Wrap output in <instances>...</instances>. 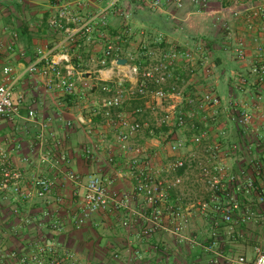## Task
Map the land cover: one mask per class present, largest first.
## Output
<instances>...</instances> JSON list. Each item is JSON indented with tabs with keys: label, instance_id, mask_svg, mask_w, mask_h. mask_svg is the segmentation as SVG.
<instances>
[{
	"label": "built area",
	"instance_id": "obj_1",
	"mask_svg": "<svg viewBox=\"0 0 264 264\" xmlns=\"http://www.w3.org/2000/svg\"><path fill=\"white\" fill-rule=\"evenodd\" d=\"M73 1L58 0L57 14L49 20L52 29L65 35L64 48L75 44L80 38L89 37L99 28L106 29L111 13L116 12L122 19L123 33L114 40L106 36L108 43L99 64L103 68L120 67L118 61L122 50L121 43L124 36L133 34L130 0H109L104 9L85 17L73 11ZM194 2L204 8L208 5V0ZM234 4V18L244 20V25L255 42L252 50H249L244 41L236 48V57L242 65V71L221 74L208 45L200 42L184 50L170 49L161 55L156 64L145 69L137 64L133 65V57L129 55L127 73L119 72L116 80L104 76L99 80L103 83L101 90L104 95L96 101L97 107L103 111L107 125L116 131V145L119 150L131 157L129 171L136 181L135 193L144 199L152 211L151 216L144 218V238L164 231L165 220L169 218L173 224V234L181 242L185 241L183 233L188 228L192 215L186 212L187 209L173 204L171 197L181 189L185 176L190 172L198 175L208 195L206 201L198 203L197 206L191 203L190 208L203 215H208L210 211L218 214L231 237L243 238L237 228L252 224L263 212L264 0H234ZM170 5L171 2L153 0L149 3V9L159 11ZM174 5L181 9L184 1L175 0ZM256 27L259 28V34L255 33ZM13 37L16 39L17 34H13ZM165 42V35L159 33L155 43L162 45ZM14 49L15 43L12 42L0 46V124L5 122L17 127L18 123H22L21 132L31 140L30 156L23 154L24 147L21 143L12 146L9 139L0 142V198L10 201L16 208L15 215L19 216L23 210V214L19 216L20 221L7 232L11 236L29 230L33 225V215L29 209L38 204L44 206L43 219L50 221L52 230L58 232L62 229L61 224L54 219V213L49 206L54 199L58 203L64 200L56 197L59 186L57 176L62 171L60 165H65L68 158L65 153H60L62 142L51 147L49 138H52V119L40 116L34 107H26L24 95L15 94L17 78L13 76V67L4 65V52ZM20 56L25 57L26 53L20 51ZM42 63H45L44 67H40ZM182 63H185L190 78H201L207 83V88L198 92L187 103L183 95L187 80L179 73ZM27 73L40 74L45 80L48 92H60L67 96H75L78 93V83L85 79L84 73L73 63L68 53L48 59L46 51L43 50L38 52V59L28 67ZM221 81L228 87V98L219 93ZM167 87L170 89L166 90ZM86 89L92 92L94 87L89 85ZM238 93L245 98L237 99ZM85 94L83 92V97H86ZM138 100L146 101V109L138 108L130 116L122 112L126 102ZM166 100L171 103H161ZM151 101L158 103H150ZM160 109L162 114L157 111ZM146 111L156 117L155 129H178L193 133L191 139H179L167 144L175 160L161 168L150 163L140 165L139 159L145 149L140 145H132V140L144 129L136 116H142ZM60 121H63L62 118ZM100 150L99 146L94 145L87 153L94 156ZM16 156L20 157V163ZM241 161L243 163L239 164ZM109 162L115 163L114 155L110 154ZM48 167L56 173L55 176L44 174ZM64 176L77 188L74 197H78L80 210L76 221L78 227L84 226L95 214L130 209L131 196L112 191L110 187L113 180L90 175L84 184V177L71 170ZM82 188L84 192L80 195ZM249 201L256 203L254 208L249 206ZM27 206L30 207L29 211H25ZM38 224L42 226L44 223ZM123 226L130 228V220L126 219ZM213 226L210 249L218 251V230L221 222L214 221ZM224 258V254L219 251L211 263L221 264V259ZM225 263L264 264V245L258 243L254 246L253 259L242 256L227 259ZM0 264L84 263L75 252L54 243L48 244L40 238L38 241L29 242L20 251L8 250L5 241H0Z\"/></svg>",
	"mask_w": 264,
	"mask_h": 264
},
{
	"label": "crops",
	"instance_id": "obj_2",
	"mask_svg": "<svg viewBox=\"0 0 264 264\" xmlns=\"http://www.w3.org/2000/svg\"><path fill=\"white\" fill-rule=\"evenodd\" d=\"M152 1H129L133 14V34L124 36L120 59H127L136 46L140 47V50L145 49L146 43L153 48L162 49L164 53L175 48H192L202 42L208 45L212 57H221L226 72L242 71L239 61L233 64L236 48L244 41L249 50H252L255 42L252 40V34L246 29L244 20L234 18V0H208L206 8L199 6L194 0H183L184 6L181 9L175 7V0H163L164 3L171 2V5L159 11L149 9V3ZM57 3L58 0H0V46L15 43L14 51L4 52V65L12 66L13 76L17 78L15 94L24 95L26 107H34L40 116L52 119V138H49L51 147L62 142L60 153H65L68 158L65 165H60L62 171H59L57 176L59 186L56 197L64 200L58 203L54 199L49 206L62 229L58 232L52 230L51 222L43 219L44 206L38 204L31 209L29 206L25 207V211L30 210L33 215V225L29 230L10 236L7 231L20 221L23 210L20 209V217L15 215L16 208L10 201L0 198V241H5L8 250L20 251L29 242L42 238L48 244L54 243L75 252L84 264H212L211 261L219 251L225 257L221 259V264H226L227 259L242 256L253 259L254 246L258 243L264 245V207L261 216L254 223L237 228L243 238L231 237L218 214L210 211L208 215H203L190 208L191 203L197 206L208 198L205 186L195 172L185 176L184 185L171 197L173 204L187 209L188 211H185L192 215L191 222L183 233L185 241L181 242L173 234V224L169 218L165 220L164 231L150 238L142 236L146 226L144 218L151 216L152 211L144 199L136 195V181L129 171L131 157L124 155L117 147L116 131L107 125L103 111L96 104L104 95L101 92L102 83L99 82L102 76L116 80L119 72L127 73L129 70L128 65L103 68L99 64L108 43L106 36L114 40L123 33L122 19L113 12L106 29L99 28L89 37L80 38L75 44L64 48L65 35L49 26L50 18L57 14ZM108 3L109 0H74L72 9L76 14L85 17L101 11ZM258 27L255 28L256 34H259ZM159 33L166 37V42L162 45L155 43ZM13 34H17L16 39ZM40 50L46 51L48 59L54 55L68 53L78 68L88 67L86 61L93 64L86 73L89 75L85 76L83 82L78 83V93L73 96L74 100L71 102H67L68 96L63 93L48 92L45 80L40 74L27 73L28 67L38 59ZM20 51H24L26 56L21 57ZM184 64L179 67V73L187 80V90L192 91L190 98L189 95L186 97L187 102L194 99L198 92L205 90L207 83L203 79L190 78ZM44 66L45 63L40 65ZM1 80L0 71V82ZM83 84L85 87L93 85L94 94L99 95L93 99L87 98L86 94V97H83ZM236 98L243 100L245 97L238 93ZM138 108L144 109V103H126L122 112L130 116ZM161 112L162 110L160 114ZM136 118L144 125L140 135L132 140V145H140L145 149L139 159L140 165L150 163L156 168L168 165L175 160L174 154L168 148L169 143L192 138L193 133L190 131L155 129L156 118L149 111ZM21 128L22 123L15 127L2 122L0 142L9 139L12 146L21 143L24 147L23 154L30 156L31 139L21 132ZM94 145L99 146L101 150L94 156L89 155L87 150H91ZM110 154L115 156L114 164L109 162ZM16 158L19 161L20 157ZM242 163L241 161L239 164ZM69 170L83 176L84 184L90 175L113 180L110 187L112 191L131 196L130 209L95 214L84 226L78 227L76 221L80 210L78 197H74L77 188L64 176ZM44 174L49 177L56 175L49 167L45 168ZM80 190L82 195L84 189ZM248 204L254 208L256 203L249 201ZM126 219L131 222L128 229L123 226ZM214 221L221 222V228L218 230V251L210 249ZM39 222L44 224L39 226Z\"/></svg>",
	"mask_w": 264,
	"mask_h": 264
},
{
	"label": "rangeland",
	"instance_id": "obj_3",
	"mask_svg": "<svg viewBox=\"0 0 264 264\" xmlns=\"http://www.w3.org/2000/svg\"><path fill=\"white\" fill-rule=\"evenodd\" d=\"M142 46V45H141ZM146 49H141L140 50V47L138 48L137 46L133 49V51H131V56L133 57V65L134 64H137L139 65L141 68L145 69L146 67H149L151 65H154L158 62V60L161 58V55L163 54V50L160 49V48H153L150 44L146 43ZM149 53H152V55H150ZM145 54V55H144ZM236 57V56H235ZM146 59H148L147 61H145ZM213 60L215 61L214 57H213ZM235 62L233 64H235L236 62H238V59L236 57V59L234 60ZM216 62V61H215ZM86 64H88L89 66L88 67H81L79 68V70L81 72L84 73V75L87 77L89 74H86L88 70H90V68L93 66V64L91 65V62L89 61H86ZM219 72L221 74H226L227 72L225 71V68H222V69H219ZM84 76V77H85ZM201 79V78H199ZM83 87L81 88V90H83L86 95H87V98H90V99H93L94 96H98L99 93H96L94 94V91L93 92H90L86 89L85 85L83 84L82 85ZM187 87L184 86L183 88V95H185L186 91H187ZM219 93L228 98V88L226 86V84L221 81V85H220V90H219ZM189 94H187L188 96ZM185 96V97H187ZM191 95H189V98H190ZM126 103H146V101L144 100H138V101H128ZM150 103H158L156 101H151ZM161 103H170L169 100H166L164 102H161ZM158 112H160V110H157ZM154 118H156L154 116ZM254 223V222H253Z\"/></svg>",
	"mask_w": 264,
	"mask_h": 264
},
{
	"label": "trees",
	"instance_id": "obj_4",
	"mask_svg": "<svg viewBox=\"0 0 264 264\" xmlns=\"http://www.w3.org/2000/svg\"><path fill=\"white\" fill-rule=\"evenodd\" d=\"M210 46H211V45H210ZM211 47H212V46H211ZM214 59H215L217 65H218V68H219V69L225 68V67H224V63H223V60L221 59L220 56L217 55V57H215ZM102 85H103V83H102ZM94 88H95V87H94ZM101 89H102V87H101ZM101 92H102V90H101ZM187 94H192L191 89H188V90L186 91L184 97L187 96ZM73 98H74L73 96H68V98H67V102H71V100H74ZM185 98H186V97H185ZM186 103H187V102H186Z\"/></svg>",
	"mask_w": 264,
	"mask_h": 264
},
{
	"label": "water",
	"instance_id": "obj_5",
	"mask_svg": "<svg viewBox=\"0 0 264 264\" xmlns=\"http://www.w3.org/2000/svg\"><path fill=\"white\" fill-rule=\"evenodd\" d=\"M128 64H129V61L127 59H119L118 61V66L120 67L127 66Z\"/></svg>",
	"mask_w": 264,
	"mask_h": 264
}]
</instances>
